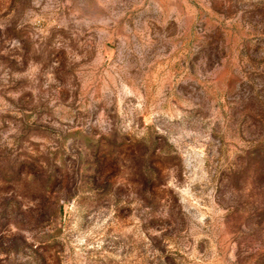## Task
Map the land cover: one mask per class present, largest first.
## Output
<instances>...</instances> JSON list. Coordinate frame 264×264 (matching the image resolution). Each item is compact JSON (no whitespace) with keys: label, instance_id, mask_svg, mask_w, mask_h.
Listing matches in <instances>:
<instances>
[{"label":"rangeland","instance_id":"1","mask_svg":"<svg viewBox=\"0 0 264 264\" xmlns=\"http://www.w3.org/2000/svg\"><path fill=\"white\" fill-rule=\"evenodd\" d=\"M0 264H264V0H0Z\"/></svg>","mask_w":264,"mask_h":264}]
</instances>
